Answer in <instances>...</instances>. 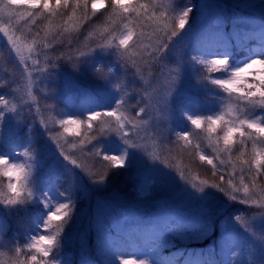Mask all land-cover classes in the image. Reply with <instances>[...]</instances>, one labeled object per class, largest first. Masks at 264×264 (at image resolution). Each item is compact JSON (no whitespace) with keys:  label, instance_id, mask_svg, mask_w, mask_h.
Here are the masks:
<instances>
[{"label":"snow or ice","instance_id":"6c2138e0","mask_svg":"<svg viewBox=\"0 0 264 264\" xmlns=\"http://www.w3.org/2000/svg\"><path fill=\"white\" fill-rule=\"evenodd\" d=\"M88 6L89 0H0L5 25L0 32L9 55L15 53L24 65L29 97L33 82L51 87L65 62L81 73L90 68L98 81L93 91L80 90L95 105L85 119L61 116L50 128L38 104L35 108L43 133L67 162L71 183L63 191L55 185L58 198L36 190L31 165L9 164L5 147H20L25 138L31 144L36 115L32 105L24 114L27 101L17 99L19 89L11 81L0 83L9 90L0 91V176L7 177L6 188L0 185V249H6L0 257L8 256L7 264H69L61 257L79 217L77 169L99 189L110 169L121 168L135 170L138 184L147 181L164 196L150 216L142 205L117 198L108 211L98 206L89 223L94 255L80 264H264V0H236L233 6L240 11L231 17L218 12L213 0H91V13ZM98 6L108 9L103 24L65 39L69 22L72 31L94 25ZM66 14V21L54 23ZM107 56L116 59L103 63ZM66 83L77 87L74 80ZM197 92L215 97L220 110L209 107L194 117L188 104ZM42 99L44 111L55 110L48 103L57 99L54 93L45 91ZM55 124L63 130L64 144ZM111 137L122 147L102 149L101 142ZM149 139L156 140L154 148ZM67 144L73 149L79 144L81 157L100 170L79 163ZM12 152L17 153L15 147ZM185 154L193 163L210 165L212 179L176 163ZM230 208L231 215L220 222L221 235L211 239L219 216ZM9 216L19 217L24 243L2 239ZM203 240H211L207 250L178 247ZM128 247L137 249L135 259L126 257ZM166 249H176L179 258L166 256Z\"/></svg>","mask_w":264,"mask_h":264},{"label":"rangeland","instance_id":"374dc122","mask_svg":"<svg viewBox=\"0 0 264 264\" xmlns=\"http://www.w3.org/2000/svg\"><path fill=\"white\" fill-rule=\"evenodd\" d=\"M218 0H213V3L215 5H218L217 3ZM230 1V6L231 9L234 10V4L236 0H227ZM218 12L220 11V7L216 9ZM15 24V21L12 22ZM21 24H23V21H21ZM5 26L4 24L0 23V27ZM26 31V30H25ZM20 33L18 32L17 35ZM0 37L4 40L2 43L3 46H5V50L8 53V57H15L14 58V63L15 69H16V77H15V82L17 83V89H19L16 92V97L17 99L21 100V103L24 104V101H27L26 104H24V114L27 115L28 113V105H32L33 107V112L36 115V125H34V128H36V138L39 143V145L42 147L44 156L47 159V163H45V170H51L54 171L58 174H61L65 178L69 180L71 183L70 178L68 177L67 172L65 171V166L67 162L63 161V158L60 157L59 155V149L56 148V143L54 140L49 139V135L43 133V126L40 125V119H41V114L40 113H35V108L38 104V106L42 110L43 114V119L48 123V126L51 128L53 127V122L55 121L53 116L55 113L54 111H44V100L42 99L43 94L45 91L54 93L56 96L58 94L64 95L67 97L69 101V106L74 108L77 113V118L80 119H85V116L89 114V110L91 109L89 101L80 95V90H88L87 88V81L84 78L83 73L76 71L75 69H72L70 71H63L61 75H58L54 77V83H52L51 87L48 86L47 81H42L38 86L36 85L35 82H33V97L28 96V85H29V80L27 77V74L24 72V65L18 62V58L15 56L14 53L9 55V45H7L6 40L7 38L3 36V33L0 32ZM30 43V38L28 40ZM24 56H28L27 49L24 51ZM116 57L115 56H107L105 57L103 63H108L109 60L115 61ZM235 62V61H234ZM30 63V61H29ZM135 71V69H131L130 72ZM132 76L131 74L127 77V81L129 82L131 80ZM123 79V78H122ZM195 79V77H194ZM74 80L77 83V87L73 88L69 86L66 81H71ZM139 83H141L139 81ZM39 87V93H37L36 88ZM90 91V90H88ZM197 93H193L194 96V101L191 102L194 105H199L197 109H195L196 113L194 114V117L196 115H199V112H201V102L199 101L197 97ZM22 98V99H21ZM49 104H54V100L48 101ZM19 107V105H18ZM58 124H55V129L56 131L60 132L58 130ZM199 130H196L194 132H198ZM62 134V133H61ZM59 142L61 144H64L65 140V135H60L57 137ZM69 140V138L67 137ZM105 145L112 150H118L119 148L122 147V145L119 144V142L116 140L115 137L111 138H106L104 140ZM147 144L149 148H154L156 146V140L155 139H149L147 141ZM65 149L70 153L74 155V158H78V162L84 164L87 168V164L85 163V159L81 157L80 152H79V144H77V148L73 149L70 144L65 145ZM8 154V153H7ZM9 158V164L11 163H16V164H23L25 166L31 165V173L32 176L35 177V185L38 180V166L35 163V159H30L29 157H23V160H19L17 157L14 155H10ZM176 163L181 164L178 160H176ZM69 167H72L69 165ZM79 169H77V184L81 188V193L79 195V206L77 207V212L79 213V217L77 222L75 223L74 227H83L85 230H89V223L90 220L95 216L96 211L98 209V206L102 205L106 211L111 209V206L113 204V198H117L120 202L122 203H138L143 206L142 212L145 216H150L153 212L152 210V205L156 203L157 201H161L164 193L161 192L158 189H150L147 186V181H143L142 183L138 184L137 179H136V172L133 170L131 172L133 180L136 182V188L139 192L137 196H130L127 194H121L117 189H112L108 190V187L105 185L99 186V189H96L95 187L91 186L86 177L82 178V174H80ZM193 175H198L193 173ZM81 178L83 179V183L81 184ZM44 191H49L50 194L53 195L54 198H58V194L51 189L50 186H43L41 189V192ZM236 207H243L240 205H236ZM231 215V208L224 213V215L219 216L217 220V227L212 233V238L211 239H216L218 238L222 231H223V226L221 225V221L225 219V216ZM131 222V221H130ZM91 232V231H90ZM92 237L91 240H93V233L91 232ZM83 235V232H81V236ZM80 238V235H76V233L73 231L69 243H71V246L74 247L76 245H81L82 241ZM211 243V240H207L206 242V250L208 248V245ZM82 250L77 251L79 254V257H77V261L80 262L81 259L87 258L82 252ZM126 257L128 259H135L137 254L132 253L131 251L125 252ZM72 256V255H71ZM70 256V257H71ZM71 259V258H70ZM62 261H67L69 264L71 262L67 259L61 258Z\"/></svg>","mask_w":264,"mask_h":264},{"label":"trees","instance_id":"16d2710c","mask_svg":"<svg viewBox=\"0 0 264 264\" xmlns=\"http://www.w3.org/2000/svg\"><path fill=\"white\" fill-rule=\"evenodd\" d=\"M105 2L107 3V0H105ZM217 3H218V6L220 7L221 13L225 17H231L234 13L240 11L239 9L232 10L231 6H230V1L218 0ZM98 8H99V11L97 12L96 17L94 18V20H95L94 25L91 23L84 24L83 27L79 28L78 31H72L71 23L70 22L67 23L65 26L69 28L70 33L65 34V39H67L69 37V35H71V38H73V39H75L76 36H78V35L83 37L84 35L87 34L88 31L92 30L93 28L98 29L103 24L104 16L108 12V9L106 7L100 8L98 6ZM19 11H23V9H20ZM70 11H71V9H69V12ZM88 12L91 13V0H89ZM257 13H258V10H257ZM77 14L78 15L80 14L79 10H78ZM66 20H67V14L63 17V19L58 17L54 21V23L59 24V23H63ZM39 23L40 22H38V24ZM45 24H46V22H45ZM40 27H41V29H43L44 25H40ZM229 27H230V25H229ZM43 35H44V32H43V30H41V36H43ZM3 41L4 40L0 37V83L5 82V81H11L12 87L17 88V83L15 82V77H16V69H15L16 64L14 63L15 57H8L7 56L8 53L5 50V46L2 45L4 43ZM18 62H19V58H18ZM72 69H74V68L70 64H67L65 62L61 71L62 72L63 71H70ZM203 74L206 75L207 73L205 72ZM83 75H84L85 80L87 81L88 90L93 91L96 88L98 81L93 76L91 69L86 68L83 72ZM132 79L133 78H131V80L129 81L130 84H131ZM136 86L137 87L140 86L139 80L136 81ZM0 91H9V90L8 89H0ZM216 91H218V90H216ZM14 95L16 96V92L14 93ZM197 97H198L199 101L201 102L200 103L201 104V106H200L201 112H199L200 116L204 115L207 112L209 107L215 108L216 111L220 110V108L216 107L217 101H216L215 97H213L211 95H206L204 92H198ZM6 98L10 100V103H13V104L16 103V100L12 99V95H8ZM133 103H134V101H133ZM54 105H55V113H54L53 118L55 121H58L61 118V116H63L64 118H67L70 114H74L73 118H77L76 110L69 106V101H68L67 97H65L64 95L58 94L57 99L54 100ZM198 106H199L198 104L194 105L193 103H189L188 104V110L191 113L195 114L196 113L195 109H197ZM90 107L93 108V107H95V105L91 104ZM108 107H110V105H108ZM88 115L89 114H87L85 116V118ZM185 123H188L189 128H191L193 131L197 130L186 119H185ZM57 126H58V130L60 131V133L63 134V130L59 127V125H57ZM67 137L69 138V140H74V141H78L80 139V137H72V136H67ZM30 138H31V144H29L27 142V138H25L24 140L18 142L21 145L20 147H17L16 145L10 144V145L5 147L4 151L10 155H14L19 160H23V157H29V158L34 157V159L36 160L35 163L38 166L37 172L40 175V176H38V180H37V183L35 185L36 190L38 192H41V189L43 188V186L44 187L50 186L51 189H53V191H55V185L57 183H58V186H59L61 191L66 190L70 184V182L67 178H65L61 174H58L54 171L45 170V163H47V159L44 156V152H43L42 147L39 145V143L37 141L35 131L31 134ZM100 146L102 149L112 150V149H109L105 145L104 141L101 142ZM13 147H15V149L17 151L16 154H14L12 152ZM249 147H251V145H249ZM25 150L28 151V153H29L28 156L24 155ZM177 160L181 164L191 166L192 173L198 174L201 179H209V180L212 179V177H211V166L210 165H202L201 166V165H199L198 161L193 163V157H190L187 154H185L182 158L177 157ZM85 163L87 164L88 169L91 171L100 170L98 165L96 166V168H93L91 162L85 160ZM0 167H2V166H0ZM114 173H121V174L115 175ZM105 184L108 187V190L117 189V191H119V193H121V194H127L130 196H137L139 194V192L136 188V182L133 180L132 174L125 172L124 169H121V168L110 169L108 171V179H107ZM0 185H3L6 188L7 177L0 176ZM79 201L80 200L78 199L76 208L79 206ZM39 207H40L41 211L43 212V206L40 205ZM18 220H19V217H12V216H9V217L4 219L3 223L5 225V229H4L5 234L2 238L4 241L12 240L14 243H21V244L26 241L27 237L24 236L23 229L17 222ZM73 231L76 233V235H80L79 239H81L82 244L81 245L78 244V245L72 247L71 243H68L62 249L63 255L61 258H64V259L68 258V260L71 262V264H80V262L77 261V259H78L77 257H79V254H81V253H77V251L80 252V250H82L81 252L85 256H87V258L90 255H94V253L92 252V249H91L92 234L89 230H85V228H83V227H76L75 226L73 228L72 232ZM81 232H83L82 236H81ZM206 242H207V240L192 241V242H188L186 245L182 243V244L178 245V247L181 249L187 247V249H189V250H196L197 252H199L200 250H206ZM0 251H6V249H0ZM127 251H131L134 254L138 253V251L135 247H128L125 250V252H127ZM173 253H175V255H173ZM165 255L170 256L172 259H178L180 256V253L176 249H166ZM7 260H8V256L0 257V264H7ZM181 264H182V261H181Z\"/></svg>","mask_w":264,"mask_h":264}]
</instances>
